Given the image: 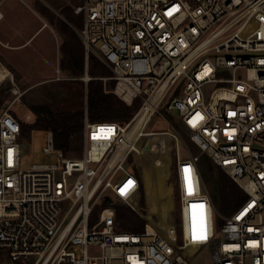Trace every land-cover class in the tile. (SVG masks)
Segmentation results:
<instances>
[{
  "label": "built area",
  "instance_id": "2783aa9c",
  "mask_svg": "<svg viewBox=\"0 0 264 264\" xmlns=\"http://www.w3.org/2000/svg\"><path fill=\"white\" fill-rule=\"evenodd\" d=\"M73 12L86 65L96 54L111 70L110 91L139 106L125 122L92 121L85 111L76 157L55 148L48 131L43 151L56 161L26 170L20 121L9 109L0 114V264H191L204 247L213 264H264V0H81ZM171 110L197 153L180 150L175 131L145 129ZM163 134L174 148L173 236L149 229L141 206L138 158ZM202 155L246 193L228 215L205 186ZM117 203L143 217L142 230L120 227Z\"/></svg>",
  "mask_w": 264,
  "mask_h": 264
},
{
  "label": "rangeland",
  "instance_id": "374dc122",
  "mask_svg": "<svg viewBox=\"0 0 264 264\" xmlns=\"http://www.w3.org/2000/svg\"><path fill=\"white\" fill-rule=\"evenodd\" d=\"M25 1L28 4L31 3L32 7L42 13L47 21L54 27L59 35V45L56 49L57 64L53 62V64L50 65L40 58L37 59L38 65L36 69L41 72V74H39L40 76H44L42 80H39L38 77H34V75L28 77L29 80H25L21 74L11 72L12 83H10L11 73L0 63V114L6 109H9L8 111L15 115L20 122H23L20 139L27 144V147L22 149L20 154V170L29 169L33 164L55 162L57 159L55 152L47 154L43 151V147L47 145L48 131L33 126V122L37 119L36 112L31 109L33 106L50 109L46 111H51L53 113L84 109L85 114L88 82L91 79L101 80L104 87L109 88L108 85L111 80L110 76H101L100 73L91 74V70L94 69L95 65L98 66L97 72H100L99 70L102 66H104L106 70L111 71L96 54H94L95 57L93 59H88L87 65L84 57L81 72L73 74L67 68L69 62L67 57L61 52L64 40L60 35V30L63 29V24H66L75 32L77 37H79L77 30L81 27L82 22L81 25L80 23L77 24V20L79 18L81 19V17L74 14L73 8L77 4H80L81 0ZM86 76L91 79L86 80ZM213 88V85H208L205 87V90L210 91ZM138 106L134 108V111ZM38 111L40 112L41 110ZM164 116L166 120L157 114L153 115L148 121L145 129L147 131L164 129L175 131L180 141V150L182 149L183 152L186 153H197L196 148L190 140V132L178 121V111H167ZM142 141L143 140L140 141V145ZM172 144H174V142H172ZM170 148L171 145L168 134L155 135V137L147 140L140 158H138L145 187V193L143 186L141 189L142 211L147 205V212L144 214V217L148 219L149 225L161 229L166 236H173L174 234V227L169 216L170 212L173 214L176 213L177 207V200L173 192L174 180L170 173L171 160L174 157V148L171 151ZM82 149L83 132L81 131L80 133L72 135L69 149L65 154L67 156L76 157L81 154ZM200 172L211 198L212 189L218 192V176L238 184L222 168L213 166L210 160L203 155L201 156ZM237 198L238 194L236 192H231L226 202V207L228 209L232 207ZM67 207L68 203L64 202L62 204L63 210ZM154 215L158 218L156 222L153 221ZM223 215H228V212L223 213ZM138 218L143 222L144 227L145 220L140 216H138ZM216 225V236L222 238V233L218 228L220 226L218 221L217 223L215 222V226ZM177 236L180 239L179 226L177 227ZM5 260H7V253L5 251H0V263ZM17 264H31V259H19ZM191 264H213V259L208 248H201L197 253L193 254L191 257Z\"/></svg>",
  "mask_w": 264,
  "mask_h": 264
},
{
  "label": "trees",
  "instance_id": "16d2710c",
  "mask_svg": "<svg viewBox=\"0 0 264 264\" xmlns=\"http://www.w3.org/2000/svg\"><path fill=\"white\" fill-rule=\"evenodd\" d=\"M77 24L81 19L77 20ZM64 42L61 47V52L68 59V69L73 73L82 71L84 61L83 45L79 37L73 32V30L63 24V29L60 30ZM94 54H90L89 59H93ZM97 67L91 70V74L100 73L101 76H111V71L106 70L104 66L97 72ZM113 80H110L109 88L104 87L101 80L91 79L87 85V117L92 121H127L134 108L138 106L139 100H135L132 105H127L114 93H112L111 87H113ZM36 112L37 119L33 122V126L37 128H43L50 131L53 136L54 147L61 149L64 153L69 149L70 139L72 135L80 133L83 128L84 109H76V111H60L53 113L50 110L40 106H33L31 108ZM38 110H41L40 112ZM23 122H20L22 132ZM24 130V128H23ZM204 161V160H203ZM210 162L216 166L211 160ZM220 168V167H219ZM218 180V192L211 190L212 201L217 211L223 213L233 212L246 198V193L243 189L234 181L217 177ZM231 192L238 194L237 200L229 209L226 207ZM117 219L120 223V227L128 231H140L143 229V222L138 218L137 214L131 210L127 205L122 203L116 204ZM219 212V213H220ZM222 223V219L218 218V224Z\"/></svg>",
  "mask_w": 264,
  "mask_h": 264
},
{
  "label": "crops",
  "instance_id": "0c3cea01",
  "mask_svg": "<svg viewBox=\"0 0 264 264\" xmlns=\"http://www.w3.org/2000/svg\"><path fill=\"white\" fill-rule=\"evenodd\" d=\"M58 45L57 31L31 3L0 0V63L10 73L21 74L25 80L31 75L44 79L36 69L37 59L57 64Z\"/></svg>",
  "mask_w": 264,
  "mask_h": 264
},
{
  "label": "bare ground",
  "instance_id": "6f19581e",
  "mask_svg": "<svg viewBox=\"0 0 264 264\" xmlns=\"http://www.w3.org/2000/svg\"><path fill=\"white\" fill-rule=\"evenodd\" d=\"M140 126V120L137 121L134 127L131 129L132 131L136 130ZM149 229H152V226L148 224Z\"/></svg>",
  "mask_w": 264,
  "mask_h": 264
},
{
  "label": "snow or ice",
  "instance_id": "6c2138e0",
  "mask_svg": "<svg viewBox=\"0 0 264 264\" xmlns=\"http://www.w3.org/2000/svg\"><path fill=\"white\" fill-rule=\"evenodd\" d=\"M129 183H131V182H129ZM196 239H204L205 237L203 236V234H201V235H199V236H197V237H195Z\"/></svg>",
  "mask_w": 264,
  "mask_h": 264
},
{
  "label": "water",
  "instance_id": "95a60500",
  "mask_svg": "<svg viewBox=\"0 0 264 264\" xmlns=\"http://www.w3.org/2000/svg\"><path fill=\"white\" fill-rule=\"evenodd\" d=\"M22 146H23V149H25L27 147V144L24 143Z\"/></svg>",
  "mask_w": 264,
  "mask_h": 264
}]
</instances>
